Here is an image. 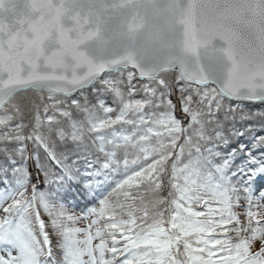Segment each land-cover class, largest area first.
<instances>
[{
	"label": "snow or ice",
	"instance_id": "obj_1",
	"mask_svg": "<svg viewBox=\"0 0 264 264\" xmlns=\"http://www.w3.org/2000/svg\"><path fill=\"white\" fill-rule=\"evenodd\" d=\"M0 264H264V0H0Z\"/></svg>",
	"mask_w": 264,
	"mask_h": 264
}]
</instances>
